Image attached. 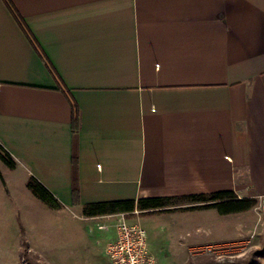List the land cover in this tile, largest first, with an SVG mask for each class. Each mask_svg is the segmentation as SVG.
Wrapping results in <instances>:
<instances>
[{"label": "crops", "instance_id": "obj_1", "mask_svg": "<svg viewBox=\"0 0 264 264\" xmlns=\"http://www.w3.org/2000/svg\"><path fill=\"white\" fill-rule=\"evenodd\" d=\"M10 1L35 44L0 0V146L83 225L86 252L115 239L122 214L87 217L86 203L264 197V0ZM185 207L127 213L155 264L244 230L227 222L242 213ZM69 229L43 230L53 247L34 248L47 264H69Z\"/></svg>", "mask_w": 264, "mask_h": 264}, {"label": "rangeland", "instance_id": "obj_2", "mask_svg": "<svg viewBox=\"0 0 264 264\" xmlns=\"http://www.w3.org/2000/svg\"><path fill=\"white\" fill-rule=\"evenodd\" d=\"M0 176V264H24L19 256L23 236L28 242L31 252L37 255L34 248L36 243L43 242L48 247H53L50 239L43 240L42 235L43 230L49 233L50 227L53 228L55 225L70 228L67 232L62 233L65 238L62 240L63 247L70 253L67 258L69 264H111L102 245L95 243L98 253L95 257L83 249L82 239L86 234L82 229L83 225L79 226L81 223L78 220L72 219L68 214L67 217L58 215L56 211L48 208L31 194L26 186L29 177L24 183L19 172L7 169L1 161ZM254 200L255 205L250 210L227 217L228 226L232 219L235 230L239 223L244 228L233 242L218 243L202 249L176 250L169 248L167 251H174L175 254L168 257V262L176 264L181 259L183 261L186 259V262L188 259L200 255H209L219 261L244 258L251 259L253 264H264V197H254ZM224 221L226 220L223 219ZM84 230L86 231V229ZM89 232L86 231L87 234L95 237L99 231L89 230ZM90 240L94 244L93 240ZM156 251L159 250H154V252ZM150 252L152 254L151 250ZM39 258L44 260L43 257L39 256Z\"/></svg>", "mask_w": 264, "mask_h": 264}, {"label": "trees", "instance_id": "obj_3", "mask_svg": "<svg viewBox=\"0 0 264 264\" xmlns=\"http://www.w3.org/2000/svg\"><path fill=\"white\" fill-rule=\"evenodd\" d=\"M7 8L13 14L19 26L23 29L29 41L35 44L33 38L24 26L23 20L18 12L15 10L10 0H3ZM35 49L37 50L36 46ZM52 71V70H51ZM71 126L73 130V178H72V196L73 201L77 202L78 188L76 184L75 169H76V154L74 153V143L76 140L75 133L78 126V114L76 106L72 105ZM0 161L9 170L15 169L16 163L11 155L0 146ZM1 178V176H0ZM26 186L33 196H35L41 203L48 208L57 210L62 208V204L57 198L47 190L36 178L30 176L26 181ZM177 205H186L187 207L181 209H196V208H212L221 215L240 213L250 210L255 205V200L252 197L239 198L231 191H217L211 193L188 194L183 196H169V197H150L141 198L138 200L121 199L111 201H101L86 203L82 205V214L84 216H98L115 213H132L138 210L140 213L150 214L169 210V207ZM19 256L24 264H46L37 254L32 253L29 249L28 242L25 237L21 238ZM184 264H253L251 259L237 258L234 260L225 259L219 261L209 255H200L195 258L188 259Z\"/></svg>", "mask_w": 264, "mask_h": 264}, {"label": "built area", "instance_id": "obj_4", "mask_svg": "<svg viewBox=\"0 0 264 264\" xmlns=\"http://www.w3.org/2000/svg\"><path fill=\"white\" fill-rule=\"evenodd\" d=\"M122 213L116 224L115 239L105 246L111 264H155L149 252L146 233L139 222H131Z\"/></svg>", "mask_w": 264, "mask_h": 264}]
</instances>
